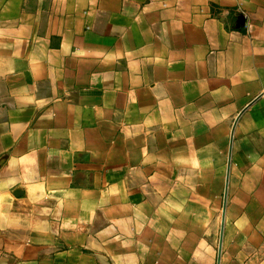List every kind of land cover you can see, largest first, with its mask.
I'll list each match as a JSON object with an SVG mask.
<instances>
[{
  "label": "crops",
  "instance_id": "0c3cea01",
  "mask_svg": "<svg viewBox=\"0 0 264 264\" xmlns=\"http://www.w3.org/2000/svg\"><path fill=\"white\" fill-rule=\"evenodd\" d=\"M0 264H264V0H0Z\"/></svg>",
  "mask_w": 264,
  "mask_h": 264
},
{
  "label": "water",
  "instance_id": "95a60500",
  "mask_svg": "<svg viewBox=\"0 0 264 264\" xmlns=\"http://www.w3.org/2000/svg\"><path fill=\"white\" fill-rule=\"evenodd\" d=\"M220 252H221V248H220Z\"/></svg>",
  "mask_w": 264,
  "mask_h": 264
}]
</instances>
